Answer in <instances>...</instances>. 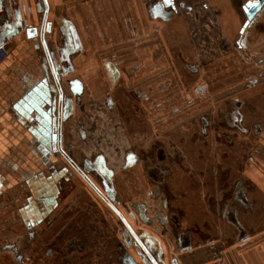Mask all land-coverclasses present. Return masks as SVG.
<instances>
[{
	"label": "flooded vegetation",
	"instance_id": "1",
	"mask_svg": "<svg viewBox=\"0 0 264 264\" xmlns=\"http://www.w3.org/2000/svg\"><path fill=\"white\" fill-rule=\"evenodd\" d=\"M16 1L0 0V67L6 42L25 33L48 92L27 77L13 105L36 161L0 162V264H255L240 248L253 249L256 223L242 219L264 204L234 178L264 151V9L246 15L250 46L241 39L237 58L216 66L205 61L214 52L203 0L188 13L196 50L175 46L160 62L90 49L48 0Z\"/></svg>",
	"mask_w": 264,
	"mask_h": 264
},
{
	"label": "crops",
	"instance_id": "2",
	"mask_svg": "<svg viewBox=\"0 0 264 264\" xmlns=\"http://www.w3.org/2000/svg\"><path fill=\"white\" fill-rule=\"evenodd\" d=\"M48 1L52 11L72 21L79 36L84 37V43L96 51L99 47H107L119 52L127 47L132 51L142 50L146 61L153 59L152 53H158L157 60L160 62L168 60L167 55L175 46L187 53L196 50L190 35L191 21L188 13L191 12L190 5L196 8L194 3L197 0H175L173 5L168 2L163 7L166 13L162 11L157 14L153 13V7L162 4V0ZM203 1L208 2L204 11L208 15V26L205 29L209 31L208 43L210 41L209 46L214 52L205 61H211L216 66L230 64L237 58L235 48L237 49L241 39L246 38L247 47L250 46L246 33L250 29L249 26L246 28L245 22L247 3L251 0ZM23 4L32 7L34 0H17L16 8ZM127 19L132 20L135 30L124 27ZM28 20L31 24L34 22ZM244 29L246 32H243ZM25 35L19 33L6 42L10 55L6 57L4 66L0 67V162L12 159V162L17 161L22 167H28L29 163L36 161L30 150L34 136L26 116L19 111L15 112L13 105L24 92L27 77L36 84L44 75L40 49ZM254 35L255 33H249V37ZM7 97H11V100ZM260 137L264 139V133ZM254 159L248 171L238 172L234 180L239 181L237 186L244 190L248 198L254 200L253 204H264V151L255 154ZM242 162L244 163L243 160ZM242 220L256 223L249 234H252V241H257L254 242L253 249L252 244L242 246L240 251H250L251 260L255 264H264V209L254 212L252 218Z\"/></svg>",
	"mask_w": 264,
	"mask_h": 264
},
{
	"label": "water",
	"instance_id": "3",
	"mask_svg": "<svg viewBox=\"0 0 264 264\" xmlns=\"http://www.w3.org/2000/svg\"><path fill=\"white\" fill-rule=\"evenodd\" d=\"M262 9H264V0H256L255 1V3H251V2H248L247 3V9H246V15H247V17H248V19L249 20H252L254 17H255V15L257 14V13H259ZM264 11V10H263ZM45 21H46V17H45V19H44ZM44 21V27L42 28V30L40 31V37H39V39H40V43H41V45H42V47L45 49V51H46V54L48 53V49H47V46H46V42H45V22ZM50 27H51V25H50ZM50 27H48V29H47V31L49 32V31H51V28ZM30 32V30L28 29H26V33H27V35L29 36V33ZM36 35H38V34H36ZM32 35H30L29 36V38L31 37ZM39 41V40H38ZM49 56L47 55V58H48ZM49 59H50V57H49ZM49 62V68H50V70L52 71V72H54V65L50 62V61H48ZM48 71H46L45 69H43V72H42V74H44L43 75V77L41 78V80H40V82H38L37 81V86H35V88H39V89H41L40 91H42V93L44 92V90L43 89H45V91H47L48 92V87H47V85H46V83H47V81H45L44 80V77H46L45 75H46V73H47ZM55 76V75H54ZM49 77H50V75H49ZM56 77V76H55ZM46 92V93H47ZM36 100V103H38V102H40V100H38V99H35ZM42 117V116H41ZM43 118V117H42ZM87 180L90 182V184L92 185V181H90L88 178H87Z\"/></svg>",
	"mask_w": 264,
	"mask_h": 264
},
{
	"label": "rangeland",
	"instance_id": "4",
	"mask_svg": "<svg viewBox=\"0 0 264 264\" xmlns=\"http://www.w3.org/2000/svg\"><path fill=\"white\" fill-rule=\"evenodd\" d=\"M186 150H188V149H186ZM184 151H185V149H184Z\"/></svg>",
	"mask_w": 264,
	"mask_h": 264
}]
</instances>
